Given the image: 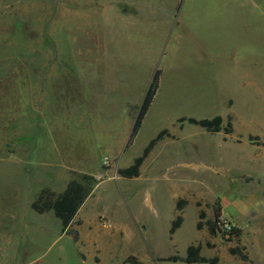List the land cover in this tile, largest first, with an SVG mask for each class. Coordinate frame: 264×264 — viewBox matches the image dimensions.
<instances>
[{
    "label": "rangeland",
    "instance_id": "obj_1",
    "mask_svg": "<svg viewBox=\"0 0 264 264\" xmlns=\"http://www.w3.org/2000/svg\"><path fill=\"white\" fill-rule=\"evenodd\" d=\"M216 116L231 134L186 121ZM84 175L65 232L31 208ZM215 212L235 231L210 234ZM189 246L264 264V0H0V264H187Z\"/></svg>",
    "mask_w": 264,
    "mask_h": 264
},
{
    "label": "trees",
    "instance_id": "obj_2",
    "mask_svg": "<svg viewBox=\"0 0 264 264\" xmlns=\"http://www.w3.org/2000/svg\"><path fill=\"white\" fill-rule=\"evenodd\" d=\"M157 81H158V71H155L152 79L148 85V88L142 98L141 104L139 105L136 114L133 118V125L129 137V141L136 134L141 121L147 112L153 98L155 92L157 90ZM184 119L178 120V122H183ZM188 123L192 125H197L209 133H218L220 131H224L225 134L232 133V126L230 120L227 121L226 127L222 125V118L216 116L211 120H195V119H187ZM165 131L160 132L156 138L151 140L148 145L144 148L142 155L134 159L132 165L127 168L117 170V174L119 177L124 179H132L137 178L140 175V167L143 161L147 158L150 151L153 149L154 145L162 139ZM92 178L84 175L82 177L81 182H71L66 188L58 194L51 192L47 189H43L36 200L31 204V208L34 212L38 214H44L47 212H52L53 215L61 221L62 224V232H65L67 228L71 225L74 220V217L79 210L80 206L84 202L85 198L89 192V186ZM183 201L178 202L177 209L181 208ZM203 213H199V218L202 217ZM181 217L177 216L175 221L173 222L171 233L177 229L180 225ZM201 224L198 222L197 229H201ZM204 226L208 229L210 234H215L216 231L220 230L221 222H220V213L215 212L214 221H206ZM232 231H235L232 228ZM200 248L199 246H189L187 248L186 258L184 259L187 264L194 263H215L217 261L216 258L208 259L199 255ZM177 258H172L175 261ZM241 261L246 259V256H241ZM136 264V260L133 259Z\"/></svg>",
    "mask_w": 264,
    "mask_h": 264
},
{
    "label": "built area",
    "instance_id": "obj_3",
    "mask_svg": "<svg viewBox=\"0 0 264 264\" xmlns=\"http://www.w3.org/2000/svg\"><path fill=\"white\" fill-rule=\"evenodd\" d=\"M220 222H221V221H220ZM220 229H222V230L225 231V232H230V231H232V228H231L230 225H228V224H224V223H222V222H221Z\"/></svg>",
    "mask_w": 264,
    "mask_h": 264
}]
</instances>
